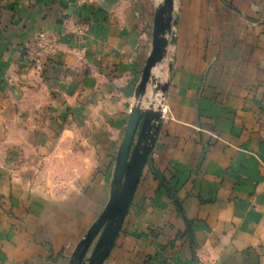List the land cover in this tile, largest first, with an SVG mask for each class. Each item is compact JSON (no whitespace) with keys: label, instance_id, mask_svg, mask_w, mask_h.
I'll use <instances>...</instances> for the list:
<instances>
[{"label":"crops","instance_id":"obj_1","mask_svg":"<svg viewBox=\"0 0 264 264\" xmlns=\"http://www.w3.org/2000/svg\"><path fill=\"white\" fill-rule=\"evenodd\" d=\"M159 1L0 0V264H68L100 215ZM174 8L152 164L104 264H264V0Z\"/></svg>","mask_w":264,"mask_h":264},{"label":"water","instance_id":"obj_2","mask_svg":"<svg viewBox=\"0 0 264 264\" xmlns=\"http://www.w3.org/2000/svg\"><path fill=\"white\" fill-rule=\"evenodd\" d=\"M113 3L116 0H105ZM175 0L157 2L151 27L150 51L134 90L124 135L118 147L110 180L108 201L69 257L68 264H104L120 231L123 219L138 185L144 167H151V152L161 124V103L168 81L160 82L152 71L164 63L168 45L175 43L178 15ZM171 62L167 71L170 73ZM148 86L151 95L146 96ZM178 209H180L177 203ZM181 213V210H179ZM182 219L188 224L184 215ZM94 243L91 252L88 251Z\"/></svg>","mask_w":264,"mask_h":264},{"label":"built area","instance_id":"obj_3","mask_svg":"<svg viewBox=\"0 0 264 264\" xmlns=\"http://www.w3.org/2000/svg\"><path fill=\"white\" fill-rule=\"evenodd\" d=\"M89 0H78L80 4L86 3ZM34 45L36 48L35 53V62L48 57L54 50V41L52 39L47 38L43 33H39L36 35L34 39ZM161 118L165 115V107L161 104ZM171 264V263H167Z\"/></svg>","mask_w":264,"mask_h":264},{"label":"rangeland","instance_id":"obj_4","mask_svg":"<svg viewBox=\"0 0 264 264\" xmlns=\"http://www.w3.org/2000/svg\"><path fill=\"white\" fill-rule=\"evenodd\" d=\"M175 2V1H174ZM171 46L168 45L167 47V55H166V60L164 61V63L162 65H160L157 70H159L160 74L157 76V78L160 79V82L161 83H164L166 80H167V77H168V71H167V66H168V63L171 61ZM158 74V73H157ZM155 75V74H154ZM151 95V87L148 86L147 88V94L146 96L149 97ZM163 102V99L160 100V103ZM44 170V169H43ZM95 243V242H94ZM94 243L91 245V248L90 250L88 251V254L91 252L92 248H93V245Z\"/></svg>","mask_w":264,"mask_h":264},{"label":"bare ground","instance_id":"obj_5","mask_svg":"<svg viewBox=\"0 0 264 264\" xmlns=\"http://www.w3.org/2000/svg\"><path fill=\"white\" fill-rule=\"evenodd\" d=\"M154 73H155V72H154ZM93 243H94V242H93ZM93 243H92V244H93ZM90 248H91V247H90ZM89 250H90V249H89ZM88 255H89V254H87V256H88Z\"/></svg>","mask_w":264,"mask_h":264},{"label":"trees","instance_id":"obj_6","mask_svg":"<svg viewBox=\"0 0 264 264\" xmlns=\"http://www.w3.org/2000/svg\"><path fill=\"white\" fill-rule=\"evenodd\" d=\"M152 164V163H151Z\"/></svg>","mask_w":264,"mask_h":264}]
</instances>
